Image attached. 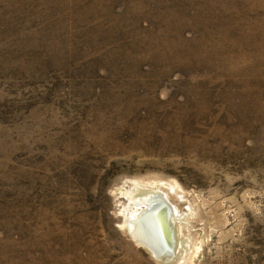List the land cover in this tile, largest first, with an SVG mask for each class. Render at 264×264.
I'll use <instances>...</instances> for the list:
<instances>
[{"label": "rangeland", "instance_id": "374dc122", "mask_svg": "<svg viewBox=\"0 0 264 264\" xmlns=\"http://www.w3.org/2000/svg\"><path fill=\"white\" fill-rule=\"evenodd\" d=\"M252 62L264 0H0V264H166L126 230L140 191L177 216L167 264H264Z\"/></svg>", "mask_w": 264, "mask_h": 264}, {"label": "bare ground", "instance_id": "6f19581e", "mask_svg": "<svg viewBox=\"0 0 264 264\" xmlns=\"http://www.w3.org/2000/svg\"><path fill=\"white\" fill-rule=\"evenodd\" d=\"M130 201H132L131 203L133 204V208H131L132 210L128 207H127L128 209L124 210L126 212L125 215L126 230L129 233V236L132 237L133 240L135 239L134 241L137 240L138 242H140V244L142 243L146 245V247L150 246V248H152V250L155 252L154 249H156L155 245L157 244L153 239L152 242V240H150L148 235L151 234L152 237L159 238V234L155 231L156 229L154 228L153 224L155 219H157V222L159 221L158 223L160 225L161 213H163L160 210V208L161 205L164 204L168 205V201L163 194L157 191H143V192L140 191L137 195L135 194L133 197H131ZM139 209H141V211L137 212L136 210ZM170 211H171L170 228L173 231V238H174L173 249L170 254L164 253L156 257L164 260V263L166 264L174 262L177 258L176 254L180 253L181 250L186 249L185 243L178 241V239L176 240L175 238L173 224H174V220H177V216L172 214L171 208ZM135 213H137L136 218L134 217ZM155 256L157 255L155 254Z\"/></svg>", "mask_w": 264, "mask_h": 264}, {"label": "water", "instance_id": "95a60500", "mask_svg": "<svg viewBox=\"0 0 264 264\" xmlns=\"http://www.w3.org/2000/svg\"><path fill=\"white\" fill-rule=\"evenodd\" d=\"M160 210L163 212L161 213L160 225L155 226L152 223L154 228L156 229V232L159 234V238L152 237L151 234L148 235L150 240L153 239L157 244L155 245L156 249H154L156 253L152 250V248H150V246L146 247V245L142 243L140 244V242L136 240L138 244L143 245L148 250V252L153 258H156L164 253L170 254L172 252L173 244H174L173 231L170 228V214H171L170 208L168 205L164 204L161 205ZM155 254L157 256H155Z\"/></svg>", "mask_w": 264, "mask_h": 264}, {"label": "trees", "instance_id": "16d2710c", "mask_svg": "<svg viewBox=\"0 0 264 264\" xmlns=\"http://www.w3.org/2000/svg\"><path fill=\"white\" fill-rule=\"evenodd\" d=\"M240 33H241V32H240ZM240 33H237V35H236V36H238V39L242 40V42H243V41H247L246 32L243 31V33H241V35H240ZM228 46H229L228 43H220V44H218V49H219V50H214L215 53L212 54L213 57H218V56L220 55L221 52L228 50ZM177 62L181 63L182 65H185L186 67H189V66L194 65V63H195V59L193 58V54H190V55H187V54L184 55V54H183V55H180V56L177 58ZM213 63H214V68H215V66H216V62L214 61ZM253 65H254V63L252 62V66H253ZM240 66H242L244 70L247 69L246 71L249 73V71H248V67H247V65H246L245 62H243L242 64H240ZM235 68H236V67H235ZM252 68H255L256 73H258L260 70H263V71H264V69L257 68L255 65H254ZM249 75H250V74H249ZM30 255H32V253H31ZM26 257H28V256L26 255L25 258H26Z\"/></svg>", "mask_w": 264, "mask_h": 264}]
</instances>
